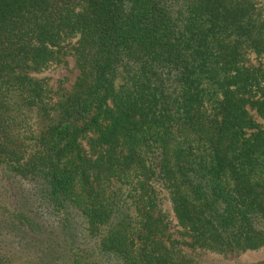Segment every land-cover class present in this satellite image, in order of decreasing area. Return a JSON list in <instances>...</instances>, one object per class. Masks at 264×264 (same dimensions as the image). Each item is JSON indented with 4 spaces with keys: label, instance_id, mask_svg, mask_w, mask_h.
Instances as JSON below:
<instances>
[{
    "label": "trees",
    "instance_id": "trees-1",
    "mask_svg": "<svg viewBox=\"0 0 264 264\" xmlns=\"http://www.w3.org/2000/svg\"><path fill=\"white\" fill-rule=\"evenodd\" d=\"M261 250L264 0H0V264Z\"/></svg>",
    "mask_w": 264,
    "mask_h": 264
},
{
    "label": "rangeland",
    "instance_id": "rangeland-1",
    "mask_svg": "<svg viewBox=\"0 0 264 264\" xmlns=\"http://www.w3.org/2000/svg\"><path fill=\"white\" fill-rule=\"evenodd\" d=\"M54 79H63L66 78L65 83L66 86L69 87L75 80V77L77 75V71L74 70L73 64H71L70 69H57L56 71L52 72ZM168 207L170 208V204H168ZM221 257L212 256L213 264H251L258 262L260 260H264V250H261L259 252H250L247 253L244 256H229L227 258L222 259ZM221 261V263H220Z\"/></svg>",
    "mask_w": 264,
    "mask_h": 264
}]
</instances>
